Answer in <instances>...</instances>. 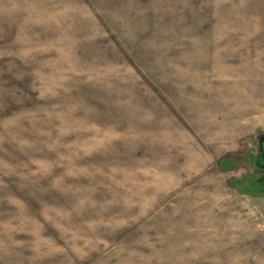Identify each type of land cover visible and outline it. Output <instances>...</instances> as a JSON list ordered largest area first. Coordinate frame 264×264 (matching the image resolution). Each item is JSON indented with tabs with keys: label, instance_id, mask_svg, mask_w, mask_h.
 <instances>
[{
	"label": "rangeland",
	"instance_id": "1",
	"mask_svg": "<svg viewBox=\"0 0 264 264\" xmlns=\"http://www.w3.org/2000/svg\"><path fill=\"white\" fill-rule=\"evenodd\" d=\"M264 0H0V264H264Z\"/></svg>",
	"mask_w": 264,
	"mask_h": 264
},
{
	"label": "water",
	"instance_id": "2",
	"mask_svg": "<svg viewBox=\"0 0 264 264\" xmlns=\"http://www.w3.org/2000/svg\"><path fill=\"white\" fill-rule=\"evenodd\" d=\"M256 140H258V143H259V150L257 151L259 154H260V157H261V154L263 153L264 151V133H260L257 137H256ZM264 156V155H263ZM263 160H264V157H263ZM260 168L262 169V171L264 172V163H262L260 165ZM264 176V175H263ZM261 182H264V178L261 180Z\"/></svg>",
	"mask_w": 264,
	"mask_h": 264
},
{
	"label": "flooded vegetation",
	"instance_id": "3",
	"mask_svg": "<svg viewBox=\"0 0 264 264\" xmlns=\"http://www.w3.org/2000/svg\"><path fill=\"white\" fill-rule=\"evenodd\" d=\"M264 155V151H263V153L261 154V163H259L260 165L262 164V163H264V160H263V156ZM263 175H264V172H263ZM262 175V176H263ZM264 178V176L260 179V183H262L263 185H264V182H261V180Z\"/></svg>",
	"mask_w": 264,
	"mask_h": 264
}]
</instances>
